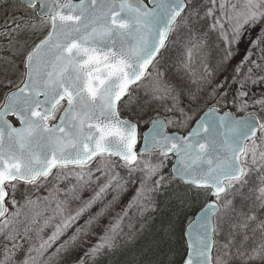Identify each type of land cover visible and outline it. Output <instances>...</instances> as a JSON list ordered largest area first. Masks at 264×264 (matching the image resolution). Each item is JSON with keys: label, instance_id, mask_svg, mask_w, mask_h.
Wrapping results in <instances>:
<instances>
[{"label": "snow or ice", "instance_id": "snow-or-ice-1", "mask_svg": "<svg viewBox=\"0 0 264 264\" xmlns=\"http://www.w3.org/2000/svg\"><path fill=\"white\" fill-rule=\"evenodd\" d=\"M0 264H264V0H0Z\"/></svg>", "mask_w": 264, "mask_h": 264}, {"label": "rangeland", "instance_id": "rangeland-1", "mask_svg": "<svg viewBox=\"0 0 264 264\" xmlns=\"http://www.w3.org/2000/svg\"><path fill=\"white\" fill-rule=\"evenodd\" d=\"M130 195V194H129ZM129 197H125V202L127 201V199H128Z\"/></svg>", "mask_w": 264, "mask_h": 264}]
</instances>
